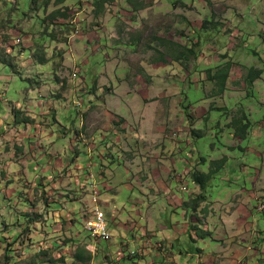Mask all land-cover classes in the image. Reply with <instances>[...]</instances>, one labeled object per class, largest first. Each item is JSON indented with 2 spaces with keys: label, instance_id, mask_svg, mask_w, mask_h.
I'll return each mask as SVG.
<instances>
[{
  "label": "rangeland",
  "instance_id": "1",
  "mask_svg": "<svg viewBox=\"0 0 264 264\" xmlns=\"http://www.w3.org/2000/svg\"><path fill=\"white\" fill-rule=\"evenodd\" d=\"M97 2L67 0L68 17L52 21L54 7L46 15L0 0V264H153L138 255L133 219L154 244L171 230L156 264H196L212 236L254 254L253 225L264 226V0ZM244 113L245 139L235 125ZM217 168L196 207L204 191L194 173ZM95 184L110 242L85 229ZM200 221L191 226L200 241L179 235L169 249Z\"/></svg>",
  "mask_w": 264,
  "mask_h": 264
},
{
  "label": "crops",
  "instance_id": "2",
  "mask_svg": "<svg viewBox=\"0 0 264 264\" xmlns=\"http://www.w3.org/2000/svg\"><path fill=\"white\" fill-rule=\"evenodd\" d=\"M95 186H96V184H95ZM98 186V185H97ZM110 188V187H109ZM101 203V202H100ZM106 206H109V205H107L106 204ZM199 206V205H198ZM198 206H196V207H198ZM194 208V207H193ZM256 209V208H255ZM256 211H258L257 209H256ZM254 211H250V216L251 217H253L254 218ZM189 217H191V215H190V211L188 212V214L186 215V218L189 220ZM202 220H204V219H202ZM256 222V225H253L252 223H250L251 225H253V226H255V228L256 229H258V231H257V233L259 234L258 235V237L257 238H255V240H253V242H255L254 244H252V246H250V248H251V250L252 251H254V254H250V255H244L243 253H244V251L242 250L243 249V247H246V243H242V242H236L235 241V239H233V240H231V236H220L219 238H218V236L217 237H215V238H213L214 236H212V240L213 241H215V243H216V246L214 247V248H212L211 246H208L209 248H207L208 250H204V249H198V255H196L195 256V260H196V262H197V258H198V262L196 263V264H216V261H217V254H219V253H222L223 254V260L225 259L227 262H225L224 264H232V262H231V260L233 259V258H235V257H242L241 258V260H243V263L242 264H253V263H251V261H252V259L254 258V257H256L257 256V254H259V253H264V245L262 246L261 244H263L262 243V240H263V238H264V226H262L261 225V223H260V221H258V220H256L255 221ZM133 224V226H132V228H134V231L136 232L135 234H138V233H141L142 232V235L141 236H144V238H141V239H139L138 241L136 240V242H143V244H141L139 247V256L142 258L143 256H151V257H154V263L153 264H156V263H158V261H159V258L161 257V253H159V252H162V255H163V253H164V250H162V248H161V246H162V243L164 244V245H166V243L165 242H167V240H169V236H171V234L169 233V231L168 230H170L169 228H167V231L166 232H168L167 233V235H166V240H164V236H163V240L161 241V242H158L157 244H154L153 243V239H149L148 238V232L149 231H147V230H145V227H143L141 224H139V223H137L134 219L132 220V221H130L129 222V224ZM195 223V222H194ZM192 223V222H190V224H189V226L188 227H186L187 229L186 230H180L181 231V233H183V235H181L179 232H178V234H176V239L175 240H173L172 242L170 241V250L172 249V250H174L175 249V242H177V241H179L180 240V238L183 236H185V235H191V237H192V239L193 240H201V238H198V236H193L194 235V230L195 229H198V227H199V229L201 230V226H202V223H204V221H200V222H197V224L195 223ZM201 225V226H200ZM191 226L193 227V229L194 230H192L191 231ZM140 227V228H139ZM131 228V227H130ZM129 228V229H130ZM137 228H139V229H141L140 231L141 232H139L138 230H137ZM178 227H175L174 229H177ZM199 230V231H200ZM199 231L197 230V232L199 233ZM170 232H171V230H170ZM196 232V233H197ZM176 233V232H175ZM159 234H161V233H158V235L156 234V236L154 237V238H159L160 236H159ZM181 237H180V236ZM202 235H205V234H202ZM208 236H210V235H208ZM230 237V239H228ZM226 240L227 241H232V243H231V245H229V242H227L228 244H227V247H230L231 249H235V250H233V255H231L230 254V252L229 251H227V247H225L224 248V246H223V248L221 249V246L223 245V241H225L226 242ZM149 243H150V245H149ZM126 244V243H125ZM158 244H160V246L158 245ZM259 245H261V247L259 246ZM167 246V245H166ZM168 247V246H167ZM240 247H242V248H240ZM262 248V249H260V248ZM218 248H220V249H218ZM250 248H248V249H250ZM153 249L155 250V251H153ZM157 250V251H156ZM168 249L167 248H165V251H167ZM159 251V252H158ZM190 253H192L191 251H188L187 252V255L188 256H190V255H192V254H190ZM243 255V256H242ZM172 256V257H171ZM184 255H181V258L183 259L184 257H183ZM139 257V258H140ZM166 257L168 258V259H170L173 263H176L175 261H174V254H173V252L172 251H170L169 253H167L166 254ZM140 258V259H141ZM143 259V258H142ZM222 260V259H221ZM237 262V261H236ZM192 262H187V261H185L183 264H191ZM220 264V263H219Z\"/></svg>",
  "mask_w": 264,
  "mask_h": 264
},
{
  "label": "trees",
  "instance_id": "3",
  "mask_svg": "<svg viewBox=\"0 0 264 264\" xmlns=\"http://www.w3.org/2000/svg\"><path fill=\"white\" fill-rule=\"evenodd\" d=\"M67 0H25V4L27 9L29 7L28 10H33L37 13H39L40 11H44L47 15V11L51 8L54 7V12L49 15L47 17V20H58V19H65L68 17V13L70 11L69 7L65 6ZM208 3L211 2V0H206ZM104 2V0H100V3ZM99 2L96 3V5L100 4ZM80 5L82 4V2L80 1L79 3ZM10 6V4H9ZM141 7V5L139 6V8ZM47 20L45 22H47ZM204 28V26H203ZM161 41H164L163 38H161ZM192 50H190L191 52ZM39 61L42 63H46L48 62V60L41 59L39 58ZM228 75H222V76H218L219 78H222L223 83L226 80V77ZM253 83V74H250L249 79H248V84L251 85ZM235 125L237 128H235V131L237 132L236 134L239 137H242L243 139L247 138L248 134L247 131L251 129V120L250 118L247 116V114L244 113V116H242L241 118H236L235 120ZM227 159H222L220 161V163H222L223 165L226 164ZM218 164V163H217ZM220 167V166H219ZM216 171H218V168L212 169L210 172H201L198 171L196 173H194L193 179L196 182V184L200 185V187L202 188V190L204 191L203 195L197 200V206L206 201L207 198V188L209 185V182L215 177ZM80 258V257H79ZM52 264H58L60 261H56L51 259ZM62 262V261H61Z\"/></svg>",
  "mask_w": 264,
  "mask_h": 264
},
{
  "label": "built area",
  "instance_id": "4",
  "mask_svg": "<svg viewBox=\"0 0 264 264\" xmlns=\"http://www.w3.org/2000/svg\"><path fill=\"white\" fill-rule=\"evenodd\" d=\"M100 196L101 193L98 187L94 186L92 195V203L94 206L90 211L91 216L85 220V229L90 233V237L93 240L110 242L114 237L108 228L106 214L100 208Z\"/></svg>",
  "mask_w": 264,
  "mask_h": 264
}]
</instances>
